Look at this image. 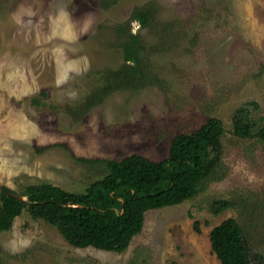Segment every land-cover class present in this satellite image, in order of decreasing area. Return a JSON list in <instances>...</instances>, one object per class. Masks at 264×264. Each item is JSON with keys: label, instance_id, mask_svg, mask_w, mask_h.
Wrapping results in <instances>:
<instances>
[{"label": "rangeland", "instance_id": "374dc122", "mask_svg": "<svg viewBox=\"0 0 264 264\" xmlns=\"http://www.w3.org/2000/svg\"><path fill=\"white\" fill-rule=\"evenodd\" d=\"M149 3L173 28L163 52L155 29L131 21ZM124 23L136 26L161 83L116 92L81 114L99 73L123 64L111 29ZM247 102L256 121L264 118V0H121L110 10L97 0H0V186L83 193L100 176L75 157L159 162L175 137L212 117L227 129L214 177L195 198L148 212L124 252L74 247L24 210L0 234L1 264H221L210 236L230 218L264 257V142L232 134L233 114ZM216 200L232 207L215 215Z\"/></svg>", "mask_w": 264, "mask_h": 264}, {"label": "trees", "instance_id": "16d2710c", "mask_svg": "<svg viewBox=\"0 0 264 264\" xmlns=\"http://www.w3.org/2000/svg\"><path fill=\"white\" fill-rule=\"evenodd\" d=\"M97 1L102 9L110 10L121 0ZM157 13L153 3L135 7L131 21L140 28L155 29L158 50L163 52L171 47L174 34L171 24L158 21ZM132 23L112 27L113 46L122 51L123 64L117 70L99 73L101 86L80 104L81 114L89 113L116 92L140 91L161 83ZM253 104L247 102L235 110L232 134L264 142V118L255 120L250 109ZM226 133L222 120L212 117L195 132L175 137L169 155L159 162L140 154L122 160L75 157L80 164L96 167L100 176L83 193H71L49 183L30 185L23 195L4 187L27 201L0 192V234L10 231L15 219L27 210L35 220L56 227L74 247L122 253L142 233L148 212L195 198L201 185L214 177L222 164ZM231 207L232 202L216 200L211 211L219 215ZM195 229L200 231L197 222ZM210 239L221 264H264V257L250 250L243 229L233 218L215 227Z\"/></svg>", "mask_w": 264, "mask_h": 264}, {"label": "water", "instance_id": "95a60500", "mask_svg": "<svg viewBox=\"0 0 264 264\" xmlns=\"http://www.w3.org/2000/svg\"><path fill=\"white\" fill-rule=\"evenodd\" d=\"M0 190H1V191H4V192L7 193L9 196H11V197H13V198H15V199H17V200H19V201H27V199H26L25 197H23V196H19V195H15V194H12V193L7 192V191L5 190V188L2 187V186H0Z\"/></svg>", "mask_w": 264, "mask_h": 264}]
</instances>
